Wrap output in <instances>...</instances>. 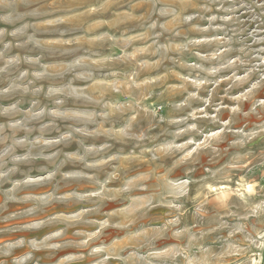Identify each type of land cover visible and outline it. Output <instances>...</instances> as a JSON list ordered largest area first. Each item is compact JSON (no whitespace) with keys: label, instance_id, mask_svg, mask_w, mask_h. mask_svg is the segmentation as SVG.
<instances>
[{"label":"rangeland","instance_id":"1","mask_svg":"<svg viewBox=\"0 0 264 264\" xmlns=\"http://www.w3.org/2000/svg\"><path fill=\"white\" fill-rule=\"evenodd\" d=\"M0 264H264V0H0Z\"/></svg>","mask_w":264,"mask_h":264}]
</instances>
